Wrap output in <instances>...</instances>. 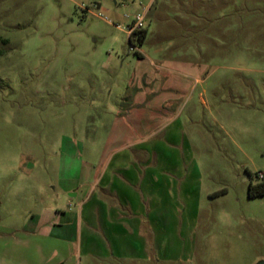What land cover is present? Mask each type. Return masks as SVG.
Wrapping results in <instances>:
<instances>
[{
	"label": "rangeland",
	"instance_id": "rangeland-1",
	"mask_svg": "<svg viewBox=\"0 0 264 264\" xmlns=\"http://www.w3.org/2000/svg\"><path fill=\"white\" fill-rule=\"evenodd\" d=\"M260 184L264 0H0V264H256Z\"/></svg>",
	"mask_w": 264,
	"mask_h": 264
},
{
	"label": "trees",
	"instance_id": "trees-1",
	"mask_svg": "<svg viewBox=\"0 0 264 264\" xmlns=\"http://www.w3.org/2000/svg\"><path fill=\"white\" fill-rule=\"evenodd\" d=\"M137 34L138 37H137V40L139 42V44H142L144 39H145V36H146V30L142 29V30H139V31H135V32H132L130 35H129V42L132 43V36ZM258 189V190H257ZM264 194V184H260L258 185V188L253 186V185H250L248 187V195L253 197V196H256V195H263Z\"/></svg>",
	"mask_w": 264,
	"mask_h": 264
},
{
	"label": "built area",
	"instance_id": "built-area-1",
	"mask_svg": "<svg viewBox=\"0 0 264 264\" xmlns=\"http://www.w3.org/2000/svg\"><path fill=\"white\" fill-rule=\"evenodd\" d=\"M142 27V18L140 16L136 17L135 21H133L131 27L129 28V33L139 31ZM259 178H263V175H259Z\"/></svg>",
	"mask_w": 264,
	"mask_h": 264
},
{
	"label": "water",
	"instance_id": "water-1",
	"mask_svg": "<svg viewBox=\"0 0 264 264\" xmlns=\"http://www.w3.org/2000/svg\"><path fill=\"white\" fill-rule=\"evenodd\" d=\"M256 264H264V260H262V261H260V262H258Z\"/></svg>",
	"mask_w": 264,
	"mask_h": 264
}]
</instances>
